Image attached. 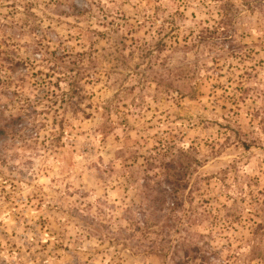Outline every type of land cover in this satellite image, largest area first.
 Returning <instances> with one entry per match:
<instances>
[{
	"label": "rangeland",
	"instance_id": "rangeland-1",
	"mask_svg": "<svg viewBox=\"0 0 264 264\" xmlns=\"http://www.w3.org/2000/svg\"><path fill=\"white\" fill-rule=\"evenodd\" d=\"M225 2L232 13L225 34L153 61L154 69L167 62L195 71L197 78L181 80L198 90L191 97L158 92L137 46L155 49L160 39L171 44L173 35L196 32L216 16L212 0H0V126L27 120L24 134L13 126L0 132V264H164L87 237L77 216L82 202L97 199L117 205L114 219L138 204V168L162 153L167 131L177 135L176 148L198 151L191 181L229 171L230 192L212 178L205 198L251 207L248 191H264V0ZM56 58L59 68L48 60ZM82 66L90 71L71 82ZM118 90L133 105L102 133V106ZM229 233L238 246L249 229Z\"/></svg>",
	"mask_w": 264,
	"mask_h": 264
},
{
	"label": "trees",
	"instance_id": "trees-1",
	"mask_svg": "<svg viewBox=\"0 0 264 264\" xmlns=\"http://www.w3.org/2000/svg\"><path fill=\"white\" fill-rule=\"evenodd\" d=\"M212 2L215 4L216 16L214 18L210 16L204 22L214 21L213 24L207 22V25H203L202 21L200 28L196 32L191 31L193 33H188L190 35L185 38L179 39V34L170 37L171 44L160 39L155 42V49L150 47L153 43L136 45L141 49L143 61L149 58L150 75L154 73L153 77L157 78L156 82L161 87L158 92L167 95L177 92L181 96H195V92L198 91L195 87H183L181 84V80L191 79V76L197 78L193 74L195 71L192 73L189 66L170 65L165 62L161 69H154L153 61L158 60L161 53L167 49L174 51L178 47H183L187 50L192 42L195 45L209 40L215 34H225L228 26L226 21L232 18L230 8L225 0ZM156 20L157 17L153 19ZM192 34L195 36L190 38ZM48 60L52 66L59 68L58 58ZM73 70L76 71L74 67L69 69ZM88 71L89 66L78 67L76 75H70L73 78L71 82L75 83L80 75H86ZM123 90L121 92L118 90L114 97L102 106L105 119L100 125L102 133L110 132L116 123L124 121V115L131 110L130 106L133 103L124 101ZM113 115L118 117V121ZM25 121L27 120H22L21 117L14 118L1 125L0 132L3 133L6 128L12 126L14 132H23L27 129L26 126L23 129L19 126H23ZM176 137L173 131H167V136L158 141L162 146V153H158V157L153 154L144 157L146 162L139 166L134 184L140 193L138 204L126 205L123 207L122 216L114 219L112 210L117 205L103 199L82 202L80 205L84 207H79L77 216L82 223L80 225L79 222V227L87 237H97L102 242L108 241L112 246L121 245L135 256L157 255L163 259L164 264H186L185 260H190L193 264H252L257 260L259 264H264V191L250 192L238 185L237 192L240 195L245 196L248 191L252 198L251 207L247 210L238 203L237 198L231 207L213 203L211 197H204L206 193L211 192L204 183L209 185L210 180L215 178L217 183H222L226 187L223 191H229L231 185L226 182L229 171L205 177L197 174L191 181L189 176L197 172L201 163L196 157L198 151L191 146L176 148ZM60 140L61 136L56 137L53 146H58ZM244 144L249 149V145ZM170 154L172 157L166 160V156ZM238 179L239 174L235 173L234 182L236 183ZM196 198L199 199L195 203ZM246 212L248 214H245ZM114 225L117 227L114 228ZM238 225L246 226L249 235L237 237L239 244L234 246L235 235L229 232ZM217 237L226 240L222 248L212 244Z\"/></svg>",
	"mask_w": 264,
	"mask_h": 264
}]
</instances>
